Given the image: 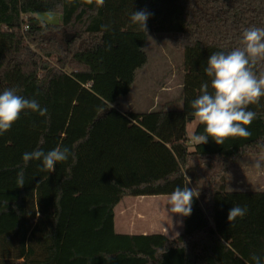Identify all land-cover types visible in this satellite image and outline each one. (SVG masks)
Here are the masks:
<instances>
[{
	"label": "trees",
	"instance_id": "16d2710c",
	"mask_svg": "<svg viewBox=\"0 0 264 264\" xmlns=\"http://www.w3.org/2000/svg\"><path fill=\"white\" fill-rule=\"evenodd\" d=\"M144 9L147 32L131 22ZM252 26L264 27V0H0V93L16 88L47 109L25 110L0 135V264H255L253 254L264 264V191H231L227 177L245 156H264V97L247 108L257 114L247 138L197 145L188 133L202 83L213 92L209 56L241 47ZM151 35H168L182 52V108L123 113L92 88L107 69V37L117 52L141 56L116 67L133 86ZM254 71L264 73V61ZM57 146L72 155L54 172H41V161L25 167V152ZM177 186L200 194L181 236L117 232L125 197L169 196ZM236 205L247 213L230 225Z\"/></svg>",
	"mask_w": 264,
	"mask_h": 264
},
{
	"label": "clouds",
	"instance_id": "9594fccd",
	"mask_svg": "<svg viewBox=\"0 0 264 264\" xmlns=\"http://www.w3.org/2000/svg\"><path fill=\"white\" fill-rule=\"evenodd\" d=\"M150 15L147 9L134 11L131 22L147 32ZM241 45L228 53L216 52L209 56L205 72L212 78L213 92H209L207 82L202 83L201 95L192 102L193 111L190 114L195 121L205 126V134L190 135V142L206 144L211 138L222 146L228 138L251 136L248 128L257 114L247 108L259 104L261 97H264V73L257 75L254 71L257 63L264 61V27L245 29ZM25 110L39 113L40 116L47 115V109L41 108L37 100L26 99L18 94L16 88L0 93V135L7 133ZM70 155L72 153L67 147L57 146L47 153L40 149L25 152L22 159L25 167L30 161H41V172H54L56 164L66 161ZM17 183L19 188L24 186L23 169L17 175ZM199 195L188 186H177L168 196V211L173 215L189 217L193 200ZM246 213V208L233 206L228 213V222L231 225ZM252 260L255 264H261V257L256 254L252 255Z\"/></svg>",
	"mask_w": 264,
	"mask_h": 264
},
{
	"label": "rangeland",
	"instance_id": "374dc122",
	"mask_svg": "<svg viewBox=\"0 0 264 264\" xmlns=\"http://www.w3.org/2000/svg\"><path fill=\"white\" fill-rule=\"evenodd\" d=\"M41 20H44L51 24H58L60 21V15L53 13H43L39 15ZM167 36V37H166ZM168 35H151L150 40L146 45L145 51H147V46L149 51L152 53L150 56V62L152 63V69H161L166 72V74L175 75V79L172 81V86H177L178 83L183 81L181 75H176L175 71L178 70V64L182 58V52L175 51L168 41ZM107 67L110 66L112 62H118L116 67L120 64L132 63L138 61L141 56L137 53L125 54L117 52V50L112 46L110 38L107 37ZM32 50L36 53L41 54L37 48L32 47ZM119 57H115V55ZM149 55V54H148ZM157 55V56H156ZM165 58L166 62L160 66L155 65L152 62L155 57ZM155 61V60H154ZM115 67V70H116ZM179 76V77H178ZM80 81H84L86 76L77 75ZM151 78V76H150ZM168 78V77H167ZM98 84L92 87L96 92L101 93L102 90L106 91V100L112 107L116 106L118 109L124 111L128 108V105H139L141 104L142 110L148 109V99L143 101V97H146L149 93L147 87H139L137 90L142 92V98L140 95L134 96L135 92H132L131 86L127 83L118 80L117 76L111 71H107L105 76L97 78ZM168 82V81H167ZM169 86V85H168ZM177 92V91H176ZM167 95V92H166ZM169 98L174 99V95H170ZM143 101V102H142ZM179 103H175L172 107L175 110H179ZM198 122L193 120L189 122V132L191 135L194 134L197 128ZM203 167L206 164H202ZM258 170L259 175L264 177V156H245L239 163L238 167L229 172L230 183H237L238 179L249 178L252 176L253 170ZM254 173V172H253ZM257 173V172H255ZM228 177V176H227ZM233 189L240 190L244 186L237 184ZM168 197L167 196H147V197H128L125 198L116 208V228L117 232L124 234H144L147 232L145 228L151 229L154 226L159 229L163 225L170 226L174 221L170 220L167 215L171 214L168 211Z\"/></svg>",
	"mask_w": 264,
	"mask_h": 264
},
{
	"label": "crops",
	"instance_id": "0c3cea01",
	"mask_svg": "<svg viewBox=\"0 0 264 264\" xmlns=\"http://www.w3.org/2000/svg\"><path fill=\"white\" fill-rule=\"evenodd\" d=\"M59 20H61V17H60ZM150 37H149V40H150ZM168 41H169V39H168ZM148 45H149V43H148ZM147 51H148V54H149L148 64L143 69L138 70L137 75H136L135 83L133 84V86H131L129 88V90L132 88V92H135L134 96L140 95L141 98H142L143 97L142 96V92L137 90V88H139V87H147V85H148L149 86V89H148L149 93L147 94L146 97H143L142 99H143V101L148 99L147 102L149 104V107H148V109L146 107V110H142L141 104H139V105H128V108L125 109L124 111H122V110L118 109L116 106H114L116 109L120 110L123 113H150V112L159 110L160 108H163L164 106H167V105H169L170 109H174L172 107L175 105V103L176 104L179 103L178 108L181 107V101L180 100H181L183 81L181 83H178L177 86H172L171 85L172 81H173V79H175L176 76L175 75L166 74V72L164 70H161V69H152L151 68L152 63L150 62V56L152 55V53L149 51L148 46H147ZM115 57H119V55L116 54ZM154 60L152 62H154L155 65H158V66H160V65H162V64H164L166 62L165 58L159 57V56H158V59H156V57H155ZM126 63L127 62H125L124 64H126ZM116 64H118V62H112L110 64V66L107 67L106 72L107 71H111L113 74L116 75V73H115L116 72V70H115ZM180 65H181V59H180V63L178 64V70H180ZM105 73L97 75L95 77L96 79L94 80L93 83L95 85H97L98 84L97 78L105 76ZM175 74L176 75H181V77H182V74H183L182 69L180 70V72L175 71ZM150 76H151V78H150ZM182 79H183V77H182ZM166 92H167V95H166ZM170 95H174L175 98L174 99L169 98ZM198 125H199V122H198ZM198 125H197V127H198ZM188 133H189V136H190L191 133L189 132V125H188ZM194 134H195V132H194ZM158 156L159 155H157V157ZM255 156H258V155H255ZM157 157H156V159H157ZM237 167H238V165L235 168H237ZM235 168H232L231 171L233 169H235ZM253 172H252V176L251 177H249V178H243L242 177V179H238L237 183H235L236 181L234 183H230V181H229V175L230 174H229L228 175V189L231 190V191L236 190V189H233L232 187H235L237 184H241V185L244 186V188L240 189V190L264 191V177L260 176L259 175V171L256 170V169L253 170ZM255 172H257V173H255ZM125 198H128V197H125ZM118 205H117V207H118ZM167 216H168V218L170 220L174 221L170 226L163 225L162 228H159V229H157L154 226V228L152 227L151 229L145 228V230L147 232H145L144 234H125V235L149 236V235H158V234H160V235H164V236L168 237L171 240L172 239H176L179 236H181L183 231H184L185 217L173 215L172 213L167 215ZM115 227H116V217H115ZM116 230H117V228H116ZM119 234H124V233H119Z\"/></svg>",
	"mask_w": 264,
	"mask_h": 264
}]
</instances>
